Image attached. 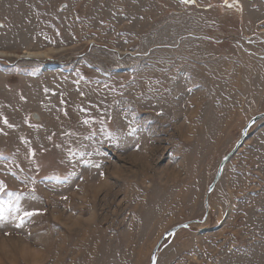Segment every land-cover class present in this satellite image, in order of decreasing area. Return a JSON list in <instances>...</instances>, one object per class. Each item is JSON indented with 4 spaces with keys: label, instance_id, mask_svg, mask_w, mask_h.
Instances as JSON below:
<instances>
[{
    "label": "rangeland",
    "instance_id": "rangeland-1",
    "mask_svg": "<svg viewBox=\"0 0 264 264\" xmlns=\"http://www.w3.org/2000/svg\"><path fill=\"white\" fill-rule=\"evenodd\" d=\"M263 2L0 0V264H264Z\"/></svg>",
    "mask_w": 264,
    "mask_h": 264
},
{
    "label": "water",
    "instance_id": "water-1",
    "mask_svg": "<svg viewBox=\"0 0 264 264\" xmlns=\"http://www.w3.org/2000/svg\"><path fill=\"white\" fill-rule=\"evenodd\" d=\"M262 118H264V113H261V114H258L256 115L255 117H253L248 123L247 125L245 126V129H244V132H247L248 129L253 125L255 124L257 121L261 120ZM229 156H226V158L221 162L219 168H218V171H217V174L215 176V179L212 183V185L209 187L208 189V192L209 193L215 186V184L217 183V181L219 180L222 172H223V167H224V163L225 161L227 160ZM189 225V223H184L182 225H178L176 227H173L172 229H170L169 231H167L166 233H164L163 235V238L158 242V244L156 245V247L154 248L153 250V253L151 255V259H150V264H156V261H157V257H158V254L159 252L161 251L160 250V245H161V242L165 239V238H169V237H173L175 235V233L181 229V228H186L187 226Z\"/></svg>",
    "mask_w": 264,
    "mask_h": 264
},
{
    "label": "snow or ice",
    "instance_id": "snow-or-ice-1",
    "mask_svg": "<svg viewBox=\"0 0 264 264\" xmlns=\"http://www.w3.org/2000/svg\"><path fill=\"white\" fill-rule=\"evenodd\" d=\"M7 211V207L3 204H0V220L5 219V212ZM25 216H30L32 215V213L29 212H25L24 213Z\"/></svg>",
    "mask_w": 264,
    "mask_h": 264
},
{
    "label": "crops",
    "instance_id": "crops-1",
    "mask_svg": "<svg viewBox=\"0 0 264 264\" xmlns=\"http://www.w3.org/2000/svg\"><path fill=\"white\" fill-rule=\"evenodd\" d=\"M257 1H258V0H257ZM262 2H263V0H262ZM261 10H264V2H263L262 5H261ZM261 30H264V27H263Z\"/></svg>",
    "mask_w": 264,
    "mask_h": 264
},
{
    "label": "bare ground",
    "instance_id": "bare-ground-1",
    "mask_svg": "<svg viewBox=\"0 0 264 264\" xmlns=\"http://www.w3.org/2000/svg\"><path fill=\"white\" fill-rule=\"evenodd\" d=\"M29 57V56H28Z\"/></svg>",
    "mask_w": 264,
    "mask_h": 264
}]
</instances>
